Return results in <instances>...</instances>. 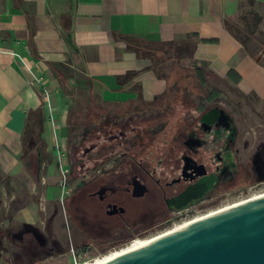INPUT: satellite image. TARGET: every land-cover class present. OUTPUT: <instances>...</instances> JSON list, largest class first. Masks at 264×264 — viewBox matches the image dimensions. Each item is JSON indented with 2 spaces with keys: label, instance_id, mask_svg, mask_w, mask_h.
Masks as SVG:
<instances>
[{
  "label": "crops",
  "instance_id": "0c3cea01",
  "mask_svg": "<svg viewBox=\"0 0 264 264\" xmlns=\"http://www.w3.org/2000/svg\"><path fill=\"white\" fill-rule=\"evenodd\" d=\"M68 68L109 109L165 101L167 81L182 75L246 97L260 111L264 0H0V182L16 177L26 186L31 167L42 171L41 208L17 207L27 223L59 213L49 189L60 188L54 180L68 169L71 112L55 104L53 88Z\"/></svg>",
  "mask_w": 264,
  "mask_h": 264
},
{
  "label": "rangeland",
  "instance_id": "374dc122",
  "mask_svg": "<svg viewBox=\"0 0 264 264\" xmlns=\"http://www.w3.org/2000/svg\"><path fill=\"white\" fill-rule=\"evenodd\" d=\"M56 79L57 84L53 88L55 104L71 112L69 126L72 141L63 159L67 172L65 176L57 174L54 181L58 180L59 187V181L65 177V190L69 192L63 195L61 186L59 189L50 188L51 199H54L52 209H57L58 215L46 214L43 221L27 223L16 216L17 207L31 203L37 212L41 208L39 202L43 193L39 179L42 171L36 170L35 165L31 167L29 176L32 181L28 179L30 183L26 186L16 177H13L14 181L6 179L3 185L0 182V264H24L25 261L27 264H72L74 258L84 260L105 254L135 238L152 236L186 219L264 190V103L257 107L260 111H255L246 97L230 91L222 93L217 86L200 85L181 75L167 81L170 94L165 101L150 107L109 109L89 93V81L83 74L73 73L68 68ZM209 81L219 84L213 78ZM194 84L200 85L199 89L197 87L189 93L188 88L193 89ZM185 85H188L186 89ZM53 103L51 95L46 104L53 106ZM210 108L217 112L212 133L194 129L198 119ZM173 111L179 112L173 118L183 120L188 127L179 134L185 135L184 143L190 145L193 151L210 147L212 137L223 143L224 147L220 150L222 154H227L228 159L220 172L214 174L212 189L218 191L223 188L222 185L229 187L230 183L235 186L220 194H215V191L205 194L195 203L174 212H169L159 188L149 180H143L151 189L143 199L119 194L116 202L126 209L122 215H107L104 204H93V199L87 198V189L73 196L77 186L86 182H113L117 190L125 187L130 176L140 171L132 163H137L141 157L143 145L140 140L147 137L148 142L161 135L164 122L168 119L166 114ZM191 129L193 132L186 136ZM158 147L159 140L153 143V148ZM218 150L219 147L211 148V154ZM33 157L36 163L34 154ZM26 160L29 159L26 157L24 162ZM44 166L42 164V169ZM56 172L55 166L53 170L49 168L50 175L54 176ZM25 191L33 197L23 196ZM47 210L49 213V206Z\"/></svg>",
  "mask_w": 264,
  "mask_h": 264
},
{
  "label": "water",
  "instance_id": "95a60500",
  "mask_svg": "<svg viewBox=\"0 0 264 264\" xmlns=\"http://www.w3.org/2000/svg\"><path fill=\"white\" fill-rule=\"evenodd\" d=\"M103 264H264V196L206 215Z\"/></svg>",
  "mask_w": 264,
  "mask_h": 264
},
{
  "label": "flooded vegetation",
  "instance_id": "af4514ba",
  "mask_svg": "<svg viewBox=\"0 0 264 264\" xmlns=\"http://www.w3.org/2000/svg\"><path fill=\"white\" fill-rule=\"evenodd\" d=\"M216 113L212 110L203 113L204 115L195 123L194 129H200L207 134L212 133ZM191 132H193V129L187 131L186 136L190 135ZM184 136L178 135V140L172 144L173 147L171 149L159 152L155 165H147L146 161L142 160L139 165H136L137 169L140 170L138 174H132L130 181L119 190L113 186L116 185L113 182L109 184L86 182L88 183L86 187L87 191H92L88 193L86 191L87 198L93 199V204L94 202L99 205L104 204V212L107 215H122L126 209L122 204L116 202V198L119 197V194L133 199L147 197L151 189L146 186V183H143V180H149L150 182H154L155 186L157 185L156 187L159 188L161 198L167 203L169 212L180 211L183 207L195 203L205 194H213L215 191L212 189L214 174L220 172L221 166L228 159L227 154H222L220 150V148L224 147L223 143L215 141L216 139L212 137L210 147L203 149L200 147V149L193 151L190 145L184 143ZM223 138H226V135ZM218 147L219 150L215 151L214 155H212L211 148L217 149ZM243 170L244 173L245 169ZM248 181L251 180L248 179ZM235 185L234 183H230L229 187L222 185L223 188H219L218 191L216 190L215 194L229 190ZM27 263V261L24 262V264Z\"/></svg>",
  "mask_w": 264,
  "mask_h": 264
},
{
  "label": "bare ground",
  "instance_id": "6f19581e",
  "mask_svg": "<svg viewBox=\"0 0 264 264\" xmlns=\"http://www.w3.org/2000/svg\"><path fill=\"white\" fill-rule=\"evenodd\" d=\"M259 196H264V190L261 192L255 193L249 197H246V198L236 200V201L230 202L228 204L222 205V206L217 207L215 209H212V210H210L204 214H199V215H196V216L191 217L189 219H186V220H184L180 223L174 224L172 227H170L166 230H163L159 233H156L152 236L145 237V238H135V239L131 240L129 243H127V244H125L119 248L113 249V250H111L105 254H102V255H99V256H96L93 258H86V259L81 260L79 262H73L72 264H103L105 262L111 261L112 259H114L120 255L126 254V253L131 252L135 249H138V248L144 246L145 244L153 241L154 239L162 237V236H164L168 233H171L173 231L182 229L183 227L193 223L194 221L202 219L206 215L224 211L226 209H229V208L236 206V205L243 204V203L249 201L250 199H252L254 197H259Z\"/></svg>",
  "mask_w": 264,
  "mask_h": 264
},
{
  "label": "trees",
  "instance_id": "16d2710c",
  "mask_svg": "<svg viewBox=\"0 0 264 264\" xmlns=\"http://www.w3.org/2000/svg\"><path fill=\"white\" fill-rule=\"evenodd\" d=\"M178 114L179 112H176V111L169 112L166 114L168 116V119H167V122H164L165 127H163L164 128L163 132L161 133V135L158 134L156 136V137L158 136H161V137L159 138L154 137L153 139L151 138L150 141L148 142H146L147 137L143 140H140V143L143 145L142 154L140 155L141 157L139 161H137V163L134 161L132 162L134 163V165H139V163H141L142 160L146 161L147 165L148 164L155 165L156 159H158L159 157L158 153L161 152L162 150L171 149L173 147L172 144L177 142L178 135H180L179 133L183 130L184 131L186 130L185 122L183 120H178L179 118L175 119L176 115ZM158 140L160 142V147L153 148V143ZM87 184L88 183H81L80 185H78L76 188L75 194L73 193L74 194L73 196L76 197L78 196V194H81V192H83L84 190L86 191V187L88 186Z\"/></svg>",
  "mask_w": 264,
  "mask_h": 264
},
{
  "label": "built area",
  "instance_id": "2783aa9c",
  "mask_svg": "<svg viewBox=\"0 0 264 264\" xmlns=\"http://www.w3.org/2000/svg\"><path fill=\"white\" fill-rule=\"evenodd\" d=\"M43 96L45 97V98H48V93L46 92V91H44L43 90ZM63 175H64V173H63ZM65 176V175H64ZM60 186L62 187V191H63V195L66 193H68L69 191L68 190H65L66 189V180H65V177L63 178V179H61V181H60ZM71 251L73 252V249H71ZM82 259L81 258H79V260L78 259H76V258H74V262H78V261H81Z\"/></svg>",
  "mask_w": 264,
  "mask_h": 264
}]
</instances>
